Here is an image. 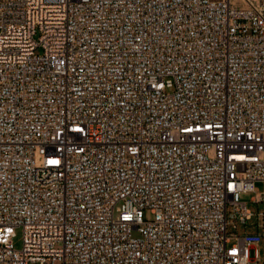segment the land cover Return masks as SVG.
I'll return each mask as SVG.
<instances>
[{
  "label": "built area",
  "instance_id": "obj_1",
  "mask_svg": "<svg viewBox=\"0 0 264 264\" xmlns=\"http://www.w3.org/2000/svg\"><path fill=\"white\" fill-rule=\"evenodd\" d=\"M0 264H264V0H0Z\"/></svg>",
  "mask_w": 264,
  "mask_h": 264
},
{
  "label": "rangeland",
  "instance_id": "obj_2",
  "mask_svg": "<svg viewBox=\"0 0 264 264\" xmlns=\"http://www.w3.org/2000/svg\"><path fill=\"white\" fill-rule=\"evenodd\" d=\"M261 189V185L257 184L256 185V191H259ZM254 196V193L252 192H247V193H241L239 196V200L246 202L248 209L251 210V212L253 213V215L251 216V218L247 221L246 223V231L249 232L252 235L257 236L260 233V229L257 230L256 225L260 223V219L257 217V213L261 211V204L258 203H254L252 202V198ZM148 216L147 212H144V218L146 219ZM244 229V227L242 226H238L236 229L232 228L231 226L228 227V231L229 232H235V231H239L241 232ZM134 235L137 236L138 233L134 232ZM21 230L20 229H16L15 231V236L12 239V243L13 246L17 249H19L21 247ZM231 243H229L228 245H231ZM253 247L255 248V255L256 258H261L262 254H263V240L261 238H257L253 243H252Z\"/></svg>",
  "mask_w": 264,
  "mask_h": 264
}]
</instances>
